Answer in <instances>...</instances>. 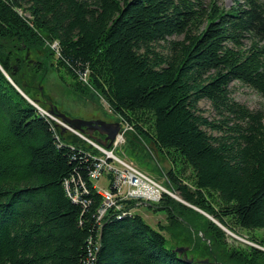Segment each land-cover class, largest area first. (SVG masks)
<instances>
[{
    "label": "trees",
    "instance_id": "16d2710c",
    "mask_svg": "<svg viewBox=\"0 0 264 264\" xmlns=\"http://www.w3.org/2000/svg\"><path fill=\"white\" fill-rule=\"evenodd\" d=\"M44 40L76 92H97L168 161L177 196L232 232L264 230V110L229 90L238 81L264 98V0H0V264H197L139 214L98 219L94 150L23 96L33 101L13 54ZM169 203L171 223L192 211ZM205 227V264H264L263 250Z\"/></svg>",
    "mask_w": 264,
    "mask_h": 264
},
{
    "label": "rangeland",
    "instance_id": "374dc122",
    "mask_svg": "<svg viewBox=\"0 0 264 264\" xmlns=\"http://www.w3.org/2000/svg\"><path fill=\"white\" fill-rule=\"evenodd\" d=\"M205 1L208 3L213 0ZM215 1L224 10H229L236 6L237 2H243V0ZM20 15L22 14L20 13ZM51 50H55L54 44L44 40L43 44H33L30 47L24 46L21 47L19 52H14L13 54L16 55L14 62L16 71L25 88L29 90L30 97L33 99V101L31 100L33 104L39 110H43L46 113L48 110L52 109L55 114H62L71 120H100L110 124L119 123L121 121L119 117L110 110L107 102L97 92L88 89L84 94H80L72 88L73 80L71 77L63 69L57 70L53 66L54 61L49 58ZM37 63L44 64V69L39 73L34 70L36 69ZM229 90L231 97L235 101L244 104L251 110H264V98L254 89L238 81H234L230 84ZM199 106L201 110H203L205 116H209L210 118L214 117L211 104L208 101H201ZM57 115H50V118H52L60 130L65 127L62 132L65 137H76L79 139V143L81 141V144L85 147L92 148L91 150H94L93 154L101 159H105L106 154L112 152L116 158L134 166L153 181L174 193L176 196L175 198L165 195L160 201H143L139 205L132 203L133 207L131 206V208H129L131 210V215L139 214L151 228L165 237L167 247L172 248V250L180 247L186 248L187 258H193L195 262L203 260L209 261L212 258L207 254L205 248V245L208 246L210 243L208 241L209 238L205 226L207 220H210L225 233V241L229 248L237 247L245 249L247 245H249L261 250L264 249V247L251 241V238H256L258 242H260V240L264 241L263 229L246 231L236 228V232H232L224 227L226 229L224 231L216 223L218 221L212 216L192 205V207H190L182 203L183 200L175 194L174 189L166 182L167 179H169L167 175V170L170 166L168 161L158 153L151 144L139 136L135 130L126 131L124 133V140L120 144L121 146L119 145L118 148L115 147L114 149L113 142L115 139L109 147L102 146L98 142L81 134L79 131L72 129ZM120 132L121 131H119V133ZM109 160L111 159H108V161ZM113 165L122 169V165L116 161H113ZM95 185L97 188L102 189L108 187L105 178L95 182ZM165 198L170 201L168 205L173 206L177 210L180 208L178 204H181L185 207L192 208V211L187 212V214H189L187 218L184 214L180 217L176 211V214H173L175 217L172 218L171 223L168 217L169 213L167 209L164 208V205H162L165 202ZM226 231L231 232L241 240L234 238Z\"/></svg>",
    "mask_w": 264,
    "mask_h": 264
},
{
    "label": "built area",
    "instance_id": "2783aa9c",
    "mask_svg": "<svg viewBox=\"0 0 264 264\" xmlns=\"http://www.w3.org/2000/svg\"><path fill=\"white\" fill-rule=\"evenodd\" d=\"M40 111L50 117V115H48L45 111ZM119 124H121L119 130L121 132H118V134L114 138V149L115 147L118 148L119 145L123 142L124 133L126 131L134 130L131 125H128L123 121H120ZM94 156L95 155L92 154V159L94 160L93 169L95 177L98 181L105 178L107 180L108 186L106 189H104L106 195V207L104 208L98 219H103L104 216L109 213L130 214L131 210L125 207L128 204L134 203L135 205H139L143 201L157 202L160 201L165 195H169L174 198L176 197L173 192L168 191L162 185L153 181L150 177L145 175L134 166L127 164L119 158H116L112 154V152L106 154L105 159ZM108 159L111 160L108 161ZM113 161L120 163L122 165V169L114 166ZM166 182L170 185L169 179H167ZM68 187L69 194L74 198H78L77 192L71 191L69 183Z\"/></svg>",
    "mask_w": 264,
    "mask_h": 264
},
{
    "label": "water",
    "instance_id": "95a60500",
    "mask_svg": "<svg viewBox=\"0 0 264 264\" xmlns=\"http://www.w3.org/2000/svg\"><path fill=\"white\" fill-rule=\"evenodd\" d=\"M52 43V42H51ZM9 78V77H8ZM22 93V92H21ZM23 94V93H22ZM23 96L30 102L33 104V102L26 96L23 94ZM47 113L49 115H57L54 113V111L52 109L48 110ZM59 116L63 122L67 123L72 129L79 131L81 134L87 136L88 138L98 142L99 144H101L102 146H106L109 147L112 143V141L114 140L116 134L119 131L120 128V124L117 123H106L104 121H100V120H90V121H85V120H79V119H68L66 118L64 115H57ZM65 127L62 128V132L64 131ZM96 133V134H95ZM185 205H188L190 207H192L191 205H189L186 202H183ZM194 208V207H193ZM215 222V221H214ZM224 231L226 230L224 227H222V225H220L219 222H216ZM229 232V231H226ZM230 235H232L234 238H238L236 235L232 234L231 232H229ZM241 240V239H240ZM264 251V249H262ZM175 253H177L179 256H182L183 258L186 259L187 263H191L193 262V258H187V249L180 247V248H176L173 250ZM207 260H203V261H196L197 264H205L207 263Z\"/></svg>",
    "mask_w": 264,
    "mask_h": 264
},
{
    "label": "bare ground",
    "instance_id": "6f19581e",
    "mask_svg": "<svg viewBox=\"0 0 264 264\" xmlns=\"http://www.w3.org/2000/svg\"><path fill=\"white\" fill-rule=\"evenodd\" d=\"M120 121V120H119ZM120 123V122H119ZM119 132V131H118ZM90 178L92 180L93 183L97 182L98 180L96 179L95 177V174H94V169L93 171L90 173ZM95 188L97 189V192L99 193V195L101 196L102 198V204L101 206L98 208L97 210V216L99 217L100 214L102 213V211L104 210V208L106 207V195H105V192H104V188H97L96 185H94Z\"/></svg>",
    "mask_w": 264,
    "mask_h": 264
},
{
    "label": "flooded vegetation",
    "instance_id": "af4514ba",
    "mask_svg": "<svg viewBox=\"0 0 264 264\" xmlns=\"http://www.w3.org/2000/svg\"><path fill=\"white\" fill-rule=\"evenodd\" d=\"M96 134V133H95Z\"/></svg>",
    "mask_w": 264,
    "mask_h": 264
}]
</instances>
